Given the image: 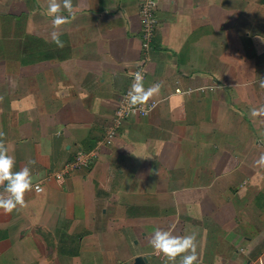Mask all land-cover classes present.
Instances as JSON below:
<instances>
[{
    "label": "crops",
    "instance_id": "1",
    "mask_svg": "<svg viewBox=\"0 0 264 264\" xmlns=\"http://www.w3.org/2000/svg\"><path fill=\"white\" fill-rule=\"evenodd\" d=\"M141 1L72 0L54 29L48 0H0V131L12 171L43 185L0 210V264H173L158 229L195 233V264H264V0H157V106L56 175L96 147L144 63Z\"/></svg>",
    "mask_w": 264,
    "mask_h": 264
},
{
    "label": "clouds",
    "instance_id": "2",
    "mask_svg": "<svg viewBox=\"0 0 264 264\" xmlns=\"http://www.w3.org/2000/svg\"><path fill=\"white\" fill-rule=\"evenodd\" d=\"M62 10H66L69 16L75 18L76 13L72 0H62V4L58 0H48L47 9L42 13L53 18L54 29H59L61 25L67 22L68 18L60 14ZM60 34L58 31H53L51 42L58 47H63ZM260 86L264 88V80L260 82ZM161 87V84H155L145 90L142 74L136 73L134 83L128 93L129 107L146 105L149 99L159 92ZM261 114H264V109H253L251 113L253 117ZM4 135L0 131V187H3L4 193L7 195L0 193V210H3L4 214H10L13 210H19L27 206L24 196L26 192L33 189V178L28 167H24L18 172L12 171L15 166V160L13 156L8 155V149L3 139ZM257 164L264 165V155L260 157ZM150 243L156 255L163 254L173 264L178 256L181 257L180 264H195L197 261L195 233L177 237L167 231L158 229L151 237Z\"/></svg>",
    "mask_w": 264,
    "mask_h": 264
},
{
    "label": "built area",
    "instance_id": "3",
    "mask_svg": "<svg viewBox=\"0 0 264 264\" xmlns=\"http://www.w3.org/2000/svg\"><path fill=\"white\" fill-rule=\"evenodd\" d=\"M156 8H157V0L141 1V6H140L141 32H142L141 42L145 54V59L143 65L138 67L134 72H132L131 75L133 79L136 73H141L144 78L148 71V63L150 60L149 53L152 48V41L156 28V18H155ZM130 90L123 92V94L121 95L118 106L114 110L112 124L108 127L105 135L97 143L96 147L90 152H79L74 158L69 160L64 166V168L59 173H56V175L88 166L93 160V158L104 146H108L113 143L116 136L118 135V130L122 125L123 121L133 116H146L157 106V101L153 100V101H148L146 105L143 106L138 105L133 108H130L129 97H128V93ZM180 91H181L180 89L176 90V92H180ZM33 188L35 191L41 192L43 190L42 180L35 182L33 184Z\"/></svg>",
    "mask_w": 264,
    "mask_h": 264
},
{
    "label": "water",
    "instance_id": "4",
    "mask_svg": "<svg viewBox=\"0 0 264 264\" xmlns=\"http://www.w3.org/2000/svg\"><path fill=\"white\" fill-rule=\"evenodd\" d=\"M145 261H147V258L145 256H137L135 258V263L134 264H144Z\"/></svg>",
    "mask_w": 264,
    "mask_h": 264
}]
</instances>
